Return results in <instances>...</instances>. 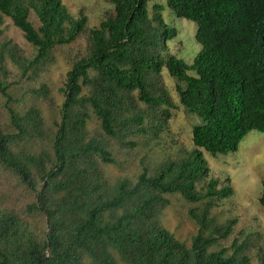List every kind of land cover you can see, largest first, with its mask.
Here are the masks:
<instances>
[{
	"label": "trees",
	"instance_id": "1",
	"mask_svg": "<svg viewBox=\"0 0 264 264\" xmlns=\"http://www.w3.org/2000/svg\"><path fill=\"white\" fill-rule=\"evenodd\" d=\"M106 1L111 10L91 27L61 0H0V94L10 126L0 128V167L34 194L28 211L46 226L39 233L1 207L0 264H251L253 251L264 264L259 237L241 232L224 245L237 219L213 210L234 190L211 176L203 156L236 152L252 130L264 134V0H165L175 17L196 24L191 64L167 54L177 33L161 0ZM5 19L32 54L7 38ZM80 40L57 106L47 74L60 47ZM164 69L197 120L193 149L112 181L105 166L116 164L114 148L147 149L168 133L174 104ZM21 84L12 106L9 90ZM42 108L54 115L51 126ZM173 200L197 227L189 244L163 224Z\"/></svg>",
	"mask_w": 264,
	"mask_h": 264
},
{
	"label": "rangeland",
	"instance_id": "2",
	"mask_svg": "<svg viewBox=\"0 0 264 264\" xmlns=\"http://www.w3.org/2000/svg\"><path fill=\"white\" fill-rule=\"evenodd\" d=\"M61 1L71 14L77 15L80 11L84 12L91 27L98 26L106 12L112 8L106 0ZM159 2L165 6V0ZM163 18L169 27L176 29L177 33L175 38L167 42V54L191 64L200 50L195 40L196 24L175 17L166 6ZM4 28L7 38L13 39L28 55L32 54V48L9 19H5ZM83 45V40H80L72 46L60 47L56 54L55 65L47 74L46 80L52 87L57 106L63 102L62 88L65 76L79 48ZM10 69L15 76L17 73L15 68L10 66ZM162 78L174 104L168 121V133L158 143L154 142L147 149L117 153L114 148L116 164L105 166V173L112 181L121 178L134 179L144 164L153 166L168 159L177 158L182 150L193 149L191 132L197 120L179 103L174 81L165 69L162 72ZM9 92L15 100L12 106H19L24 93L22 84L13 86ZM5 104L6 98L0 94V128L7 131L10 126ZM42 109L47 125L51 126L54 115L47 109ZM203 156L210 168L211 176L222 182L229 179L234 190L231 198L223 201L213 210V214L219 220L237 219L233 234L224 242V245L228 247L233 239L244 232V234L254 235L255 239L259 237L258 245L264 247V208L260 203V198L264 194V134L252 130L240 142L236 152L212 157L203 151ZM34 202V194L27 190L13 174L0 167V208L15 209L31 223L34 230L42 233L46 229L44 217L36 211H28V207ZM186 207L184 203L173 200L172 205L165 211L163 224L176 239L189 244L190 239L197 232V227L187 216ZM251 264H259L256 251L251 254Z\"/></svg>",
	"mask_w": 264,
	"mask_h": 264
}]
</instances>
